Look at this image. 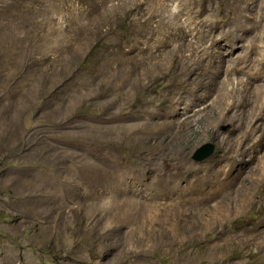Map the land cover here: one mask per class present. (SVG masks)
<instances>
[{
	"label": "rangeland",
	"instance_id": "rangeland-1",
	"mask_svg": "<svg viewBox=\"0 0 264 264\" xmlns=\"http://www.w3.org/2000/svg\"><path fill=\"white\" fill-rule=\"evenodd\" d=\"M0 264H264V0H0Z\"/></svg>",
	"mask_w": 264,
	"mask_h": 264
},
{
	"label": "water",
	"instance_id": "water-1",
	"mask_svg": "<svg viewBox=\"0 0 264 264\" xmlns=\"http://www.w3.org/2000/svg\"><path fill=\"white\" fill-rule=\"evenodd\" d=\"M229 127L230 126H223L222 129L228 130ZM215 151H216V144L208 142L195 151L193 155V159L196 161H203L209 158Z\"/></svg>",
	"mask_w": 264,
	"mask_h": 264
},
{
	"label": "bare ground",
	"instance_id": "bare-ground-1",
	"mask_svg": "<svg viewBox=\"0 0 264 264\" xmlns=\"http://www.w3.org/2000/svg\"><path fill=\"white\" fill-rule=\"evenodd\" d=\"M251 43H252V42H251ZM208 53H209V52H208ZM154 57H155V56H154ZM155 58H156V57H155ZM157 58H158V57H157ZM202 58H204V57H202ZM204 59H205V58H204ZM199 60L202 61L201 58H200ZM261 65H262V64H261ZM262 66H263V65H262ZM260 68H261V67H260ZM121 208H122V207H121ZM118 210H119V209H118ZM121 210H122V209H121ZM119 211H120V210H119ZM122 212L124 213V211H122ZM119 215H120V214H119ZM121 215H122V213H121ZM121 215H120V216H121ZM122 217H123V216H122ZM124 218H125V217H124ZM120 219H121V218H120ZM122 219H123V218H122ZM122 219H121V220H122ZM170 219H171V218H170ZM123 220H124V219H123ZM137 220H138V219H137ZM150 220H151V219H150ZM168 220H169V219H165V221L163 222V224L159 225V226L162 228V229L160 230V233H164V229H165V227H166V225H167ZM135 221H136V220H135ZM138 221H139V220H138ZM140 221H141V222H140ZM140 221H139V222H140L141 224H144V222L142 223V220H140ZM132 222H133V221H132ZM136 222H137V221H136ZM152 222H153V221H152ZM160 222H161V221H160ZM134 223H135V222H134ZM148 224H150V223L148 222ZM133 225H134V224H133ZM133 225H132V226H133ZM153 225H155V224H153ZM153 225H152V226H153ZM134 226L136 227V225H134ZM145 226H146V224H145ZM152 226H151V227H152ZM157 226H158V225H157ZM143 227H144V226H143ZM146 227H147V226H146ZM155 227H156V226H155ZM151 229H152V228H151ZM158 229H159V228H158ZM158 232H159V231H158ZM154 233H157V232L154 231ZM157 235H160V234L157 233ZM143 236H144V235H143ZM143 239H144V238H143Z\"/></svg>",
	"mask_w": 264,
	"mask_h": 264
},
{
	"label": "trees",
	"instance_id": "trees-1",
	"mask_svg": "<svg viewBox=\"0 0 264 264\" xmlns=\"http://www.w3.org/2000/svg\"><path fill=\"white\" fill-rule=\"evenodd\" d=\"M93 53H95V52H93Z\"/></svg>",
	"mask_w": 264,
	"mask_h": 264
}]
</instances>
